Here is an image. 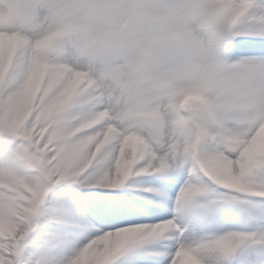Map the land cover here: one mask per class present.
I'll list each match as a JSON object with an SVG mask.
<instances>
[{"label": "snow or ice", "instance_id": "1", "mask_svg": "<svg viewBox=\"0 0 264 264\" xmlns=\"http://www.w3.org/2000/svg\"><path fill=\"white\" fill-rule=\"evenodd\" d=\"M102 107L0 38V264H264V144L180 155Z\"/></svg>", "mask_w": 264, "mask_h": 264}, {"label": "clouds", "instance_id": "2", "mask_svg": "<svg viewBox=\"0 0 264 264\" xmlns=\"http://www.w3.org/2000/svg\"><path fill=\"white\" fill-rule=\"evenodd\" d=\"M77 76L119 133L180 155L264 144V0H0V38Z\"/></svg>", "mask_w": 264, "mask_h": 264}, {"label": "rangeland", "instance_id": "3", "mask_svg": "<svg viewBox=\"0 0 264 264\" xmlns=\"http://www.w3.org/2000/svg\"><path fill=\"white\" fill-rule=\"evenodd\" d=\"M245 37H246V36H245ZM248 37H249V36H248ZM250 38H253L254 40H256V39H260V38H254V37H250ZM252 48H253V47L248 46V47H247V50H253ZM236 55H238V54L236 53Z\"/></svg>", "mask_w": 264, "mask_h": 264}, {"label": "bare ground", "instance_id": "4", "mask_svg": "<svg viewBox=\"0 0 264 264\" xmlns=\"http://www.w3.org/2000/svg\"><path fill=\"white\" fill-rule=\"evenodd\" d=\"M249 40H251V39H244V41H249ZM251 55V54H250ZM258 55H262V53H260V54H258Z\"/></svg>", "mask_w": 264, "mask_h": 264}]
</instances>
